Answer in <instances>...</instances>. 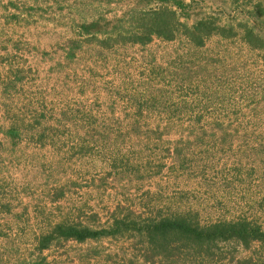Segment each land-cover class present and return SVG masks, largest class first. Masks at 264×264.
Segmentation results:
<instances>
[{
  "label": "rangeland",
  "instance_id": "1",
  "mask_svg": "<svg viewBox=\"0 0 264 264\" xmlns=\"http://www.w3.org/2000/svg\"><path fill=\"white\" fill-rule=\"evenodd\" d=\"M135 1L0 0V41L18 45L27 76L0 93V264L37 258L35 238L60 221L106 225L119 206L264 227V61L239 37L104 47L80 35V24L120 18ZM13 123L26 127L16 145ZM45 127L54 142L38 140ZM92 127L137 130L105 142L87 135ZM131 253L130 242L104 239L42 256L133 264ZM250 253L264 257L259 243Z\"/></svg>",
  "mask_w": 264,
  "mask_h": 264
},
{
  "label": "trees",
  "instance_id": "2",
  "mask_svg": "<svg viewBox=\"0 0 264 264\" xmlns=\"http://www.w3.org/2000/svg\"><path fill=\"white\" fill-rule=\"evenodd\" d=\"M208 1L213 5L221 1L222 5L213 6V10L212 6L204 5ZM233 9L235 13H231ZM227 10L230 17L225 20ZM79 28L80 35L87 37L86 42L95 40L104 47L145 46L155 39L185 40L202 47L213 36L239 37L264 61V0H136L120 18L110 20L99 16L93 22L80 24ZM100 34L103 38L98 37ZM78 47L76 40L65 46L66 64L76 57ZM11 75L5 82V95H10L27 77L25 70L19 68ZM25 128L15 123L8 128L6 133L13 145L21 139ZM126 129L128 132L123 133L122 129L112 127H92L87 135L105 142L123 141L137 127ZM52 130L45 127L38 140L44 143L52 137L54 142ZM114 167L116 171L120 169ZM61 195L62 191L53 199ZM104 239L130 242L133 264L139 261L142 264H264V257L250 253L258 243L264 249V227L255 220L243 217L202 223L193 211L157 210L144 214L134 209L123 211L122 206L116 208L106 225L94 227L63 220L43 230L35 238L38 256L27 264H48L42 254L69 241L83 244Z\"/></svg>",
  "mask_w": 264,
  "mask_h": 264
},
{
  "label": "crops",
  "instance_id": "3",
  "mask_svg": "<svg viewBox=\"0 0 264 264\" xmlns=\"http://www.w3.org/2000/svg\"><path fill=\"white\" fill-rule=\"evenodd\" d=\"M7 19H9L7 17ZM1 25H5V20L1 22ZM5 28V27H4ZM14 45V44H12ZM5 44L0 41V93L5 96V82L8 81L12 74V71L16 69L24 70L26 67L24 66V62H20L17 56V46H12Z\"/></svg>",
  "mask_w": 264,
  "mask_h": 264
}]
</instances>
